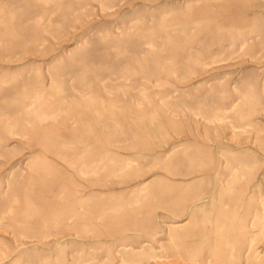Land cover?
<instances>
[{
    "label": "rangeland",
    "instance_id": "374dc122",
    "mask_svg": "<svg viewBox=\"0 0 264 264\" xmlns=\"http://www.w3.org/2000/svg\"><path fill=\"white\" fill-rule=\"evenodd\" d=\"M0 264H264V0H0Z\"/></svg>",
    "mask_w": 264,
    "mask_h": 264
},
{
    "label": "bare ground",
    "instance_id": "6f19581e",
    "mask_svg": "<svg viewBox=\"0 0 264 264\" xmlns=\"http://www.w3.org/2000/svg\"><path fill=\"white\" fill-rule=\"evenodd\" d=\"M252 223V222H251ZM250 226V225H249ZM263 248V247H262Z\"/></svg>",
    "mask_w": 264,
    "mask_h": 264
}]
</instances>
